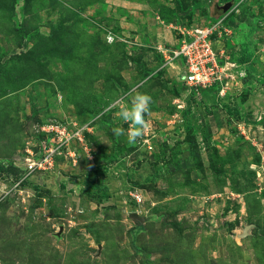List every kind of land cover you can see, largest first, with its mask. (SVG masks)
<instances>
[{
    "label": "rangeland",
    "instance_id": "obj_1",
    "mask_svg": "<svg viewBox=\"0 0 264 264\" xmlns=\"http://www.w3.org/2000/svg\"><path fill=\"white\" fill-rule=\"evenodd\" d=\"M219 21L188 85L168 49ZM0 264H264V0H0Z\"/></svg>",
    "mask_w": 264,
    "mask_h": 264
},
{
    "label": "built area",
    "instance_id": "obj_2",
    "mask_svg": "<svg viewBox=\"0 0 264 264\" xmlns=\"http://www.w3.org/2000/svg\"><path fill=\"white\" fill-rule=\"evenodd\" d=\"M219 24L220 21L216 25H208V28L200 31V33L199 29L196 30V33L193 29L187 30L183 32L185 37L182 38L181 45L179 44L176 48L168 49V57L165 61L169 63L172 61H182L185 67L182 76H184L183 80L188 85L211 86L216 77L221 76L225 70L223 66H220L216 62L218 52L213 51L211 44V37L214 35L218 36L216 30L220 26ZM206 33H209V35L203 37ZM52 132L55 134V137L52 139V143H50L49 150L44 155L40 156V158L20 157L25 172L23 176L21 175L22 177H19V182L26 178H31L35 174H38V172H44L48 167L47 165L51 162L52 156L60 152L62 144L68 140L64 130H53ZM56 138L59 139V142L55 141ZM54 142L57 143L56 146ZM132 196L137 202L142 200V196L137 191L133 192Z\"/></svg>",
    "mask_w": 264,
    "mask_h": 264
},
{
    "label": "clouds",
    "instance_id": "obj_3",
    "mask_svg": "<svg viewBox=\"0 0 264 264\" xmlns=\"http://www.w3.org/2000/svg\"><path fill=\"white\" fill-rule=\"evenodd\" d=\"M109 42H111V38H109ZM116 103H119V101H116ZM150 103H151V97L148 96L147 94H143V93L132 94L131 99L128 101L127 106L120 107L119 109L120 120L128 123L129 128L124 129L121 127H115L112 130L114 135L121 136L126 134V138L129 143L136 142V140L142 135L143 128L146 126L144 117L149 110ZM136 191L140 193L138 188H135L134 191H131V193ZM140 195L142 196L141 193ZM130 196L134 200L132 194Z\"/></svg>",
    "mask_w": 264,
    "mask_h": 264
},
{
    "label": "water",
    "instance_id": "obj_4",
    "mask_svg": "<svg viewBox=\"0 0 264 264\" xmlns=\"http://www.w3.org/2000/svg\"><path fill=\"white\" fill-rule=\"evenodd\" d=\"M228 7V5H225L224 6V9H226ZM137 215V213H134V216H136ZM249 226L250 225H247L245 228H244V230H243V235H245L246 233H247V229L249 228Z\"/></svg>",
    "mask_w": 264,
    "mask_h": 264
},
{
    "label": "trees",
    "instance_id": "obj_5",
    "mask_svg": "<svg viewBox=\"0 0 264 264\" xmlns=\"http://www.w3.org/2000/svg\"><path fill=\"white\" fill-rule=\"evenodd\" d=\"M242 60H243V59H240V62H243Z\"/></svg>",
    "mask_w": 264,
    "mask_h": 264
}]
</instances>
